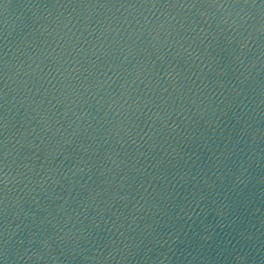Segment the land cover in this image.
I'll return each instance as SVG.
<instances>
[{
  "label": "water",
  "instance_id": "water-1",
  "mask_svg": "<svg viewBox=\"0 0 264 264\" xmlns=\"http://www.w3.org/2000/svg\"><path fill=\"white\" fill-rule=\"evenodd\" d=\"M0 264H264V0H0Z\"/></svg>",
  "mask_w": 264,
  "mask_h": 264
}]
</instances>
